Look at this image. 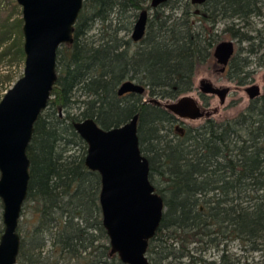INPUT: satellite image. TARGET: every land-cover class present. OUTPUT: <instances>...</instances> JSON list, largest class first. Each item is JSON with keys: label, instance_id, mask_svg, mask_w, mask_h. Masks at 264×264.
<instances>
[{"label": "trees", "instance_id": "obj_1", "mask_svg": "<svg viewBox=\"0 0 264 264\" xmlns=\"http://www.w3.org/2000/svg\"><path fill=\"white\" fill-rule=\"evenodd\" d=\"M149 1L85 0L73 43L58 47L56 81L26 149L20 215L28 212L30 227L18 219L16 264H125L109 253L100 177L85 166L87 145L73 123L91 118L110 129L135 114L149 180L165 207L148 242L149 264H264V92L236 117L206 120L175 137L174 115L142 95H117L121 83L133 81L149 99L176 100L191 90L220 34L238 45L228 79L247 84L252 58L264 64V0H168L149 14L142 40L119 37ZM95 25L98 38L88 35ZM20 26V18L1 23L0 63L23 60Z\"/></svg>", "mask_w": 264, "mask_h": 264}, {"label": "water", "instance_id": "obj_2", "mask_svg": "<svg viewBox=\"0 0 264 264\" xmlns=\"http://www.w3.org/2000/svg\"><path fill=\"white\" fill-rule=\"evenodd\" d=\"M14 1L20 9L23 62L21 76L0 97V264H16V227L29 178L26 149L33 125L46 108L56 81V51L60 45L73 43L74 26L85 0ZM167 1L150 0V9L139 12L130 36L133 42L145 36L151 11ZM206 1L190 3L200 6ZM234 52L233 41H221L212 56L224 70ZM200 91L215 95L224 104L230 88L202 82ZM244 92L249 100L261 96L258 85L248 86ZM145 93V87L133 81H124L117 89L118 96ZM143 102L159 105L183 120L205 116L189 93L172 101L151 98ZM137 125L138 114L110 129H102L91 118L73 123L75 132L87 145L84 164L100 177L99 205L109 253L117 254L125 264H149L148 242L165 209L162 196L149 180V161L140 151Z\"/></svg>", "mask_w": 264, "mask_h": 264}, {"label": "rangeland", "instance_id": "obj_3", "mask_svg": "<svg viewBox=\"0 0 264 264\" xmlns=\"http://www.w3.org/2000/svg\"><path fill=\"white\" fill-rule=\"evenodd\" d=\"M14 6V7H13ZM9 17L10 19H17L20 18V9L15 4L14 0H0V25L1 23ZM258 26L261 25L260 20H253ZM223 24H219V30L222 29ZM101 26L95 25L93 29L88 33L89 36H94L98 38L101 34ZM132 29L129 33L120 32L119 37L123 38L124 40L129 39L131 36ZM221 41H233L235 46V52L237 51V42L234 39H231L226 34H220ZM22 42V38H21ZM242 47H246L245 44H242ZM252 62L248 67V71L250 72V79L247 84L240 86L237 85L234 81H230L227 77L226 73H219L218 69L220 65L216 63V60L211 57L208 62L204 65L198 67L195 70L193 76V85L196 88L197 92L189 93L191 97L196 99V101L201 106L202 111L204 112L205 116L198 120H183L175 117V122L172 125V132L170 133L169 137H175V133L177 129L186 128V127H199L203 125L207 119H211L215 122H222L224 120L232 119L236 117L239 113L243 112L247 106L249 105L250 101L244 92V89L251 85H258L261 89V94L264 92V64L258 65L255 58H252ZM22 62H9L8 60H4L0 63V97L5 91V88L8 89L16 79L21 76L22 73ZM5 77H9L10 81L5 83ZM211 81L218 88L229 87L230 91L225 99L224 104H220L219 100L214 96H205L199 94V87L201 82ZM147 97L146 93L142 96V101L144 98ZM83 99V98H80ZM210 101V106L206 107L204 104L205 100ZM20 222H23V226L25 230L30 227V223L28 224L29 214L27 211L22 213L19 217ZM234 248L237 247L235 244ZM49 246L46 245L43 247V251L46 253L49 250Z\"/></svg>", "mask_w": 264, "mask_h": 264}, {"label": "flooded vegetation", "instance_id": "obj_4", "mask_svg": "<svg viewBox=\"0 0 264 264\" xmlns=\"http://www.w3.org/2000/svg\"><path fill=\"white\" fill-rule=\"evenodd\" d=\"M212 53H213V51H212ZM211 57H213V56H211ZM217 63V62H216ZM221 66H220V68L218 69V72L219 73H226L227 72V66L224 68V70H221ZM205 82H208V83H210L213 87H216L214 84H212L211 83V81H205ZM201 86H202V82L200 83V87H199V94L200 95H205V96H214V97H216L215 95H209V94H203L201 91H200V89H201ZM196 88L194 87V85L192 86V88H191V90L189 91V92H187V93H192V92H197V90H195ZM262 95V94H261ZM217 98V97H216ZM144 99H149L148 98V96L147 97H145ZM218 99V98H217ZM219 100V99H218ZM170 101H172V100H170ZM249 101H252V100H249ZM143 102V101H142ZM144 103V102H143ZM148 104H150V103H148ZM204 104L206 105V107H209L210 106V101L207 99V100H205V102H204ZM155 105V104H154ZM157 106H159V105H157ZM159 107H161V106H159ZM162 108V107H161ZM175 117V116H174ZM207 120H211V119H207ZM176 132L177 133H179V134H182V130L181 129H177L176 130Z\"/></svg>", "mask_w": 264, "mask_h": 264}]
</instances>
